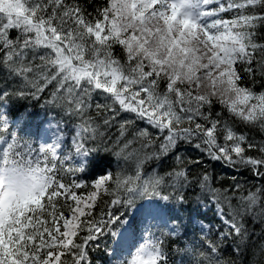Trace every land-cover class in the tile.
<instances>
[{
  "label": "snow or ice",
  "instance_id": "1",
  "mask_svg": "<svg viewBox=\"0 0 264 264\" xmlns=\"http://www.w3.org/2000/svg\"><path fill=\"white\" fill-rule=\"evenodd\" d=\"M262 28L264 0H0V264H94L105 237L111 264H175L172 245L204 208L222 227L201 223L175 253L237 264L247 219L264 222V139L251 134H264ZM50 86L41 106L75 122L66 131L50 117V142L35 146L22 134L27 114L12 108ZM113 125L131 172L76 178ZM189 148L257 184L241 193L206 171L193 178ZM167 159L163 172L146 169ZM145 198L155 202L137 204ZM173 206L189 211L187 224Z\"/></svg>",
  "mask_w": 264,
  "mask_h": 264
},
{
  "label": "trees",
  "instance_id": "2",
  "mask_svg": "<svg viewBox=\"0 0 264 264\" xmlns=\"http://www.w3.org/2000/svg\"><path fill=\"white\" fill-rule=\"evenodd\" d=\"M260 32L262 35H264V28L260 29ZM260 42L264 43V40H260ZM249 86H251L250 83ZM50 90L51 86L49 87V90L45 91L43 97L39 101L22 100L16 102L12 108V110L17 114H27V118L22 125V134H25L27 138H30L35 146H38V139L36 135L39 132L38 126H40L39 122L41 119H47L49 116H53L57 120H63L66 125V131L70 130L72 123L75 122V118L65 116L64 113L58 108L51 106H41L44 105L45 100L48 98ZM256 90H264V88L261 87L260 82L257 83ZM216 110H219V105L216 106ZM123 118L124 117H121V119ZM135 127L143 128L146 127V125H144L143 122L138 121ZM237 127L240 131H249L242 125L238 124ZM134 130V128L130 127L127 135L124 137V140H133V143L128 151H132L133 149H138L140 147V143L133 139ZM251 134L255 135L257 140L264 139V134L259 133L258 131H253ZM106 135L111 139L97 142V151L89 156L86 172L77 173L76 178H86V182L90 184L94 179L107 174L108 172L115 174L122 168H126L129 172H131L134 166L132 161L126 162L123 159L117 158L115 155L116 149L114 148V142L120 135L118 127L113 125L110 129H107ZM121 143H123V141H121ZM183 155L187 167L194 174L193 178H195L196 173L206 171L218 188L230 190L233 184L238 183L241 193H243L244 189L250 188L253 184H257V181L247 170L242 169L238 172L235 169L226 167L219 162L209 161L207 158L202 157L200 153L192 150L191 148L187 149ZM193 158L202 160L203 162L201 164H192L191 160ZM69 163L74 164L72 161ZM173 163L174 162L171 159H167L162 163H150L146 165V169L151 170L155 168L156 170L163 172L165 169L172 166ZM234 177L235 179H233ZM238 198V196L235 197V199ZM146 200L147 198L138 200L137 204L141 205ZM173 214L181 217L186 224L188 223L189 211L173 206ZM192 215L193 217H197V221L193 220V223L189 228V235L187 239H182L178 243H174L172 245L173 259L175 260V264H189L190 257L185 256L182 253L176 254L174 250L176 247L188 246L189 240L194 239V229H197L201 223L211 222L210 226L214 227L215 229L222 227L219 222V217H217L214 212L210 211L208 208L202 209L199 215L196 213H192ZM200 216H203L202 220L200 219ZM247 228L249 232V239L246 246L242 249L241 254L237 258V264H264V252H262V249H264V222H261L259 218L249 217L247 219ZM111 241V237H105L103 239L101 248L93 253L94 264H111L110 258L106 255L105 250L106 246L109 247ZM232 248L233 245L231 244L224 248L223 254L225 257H233L235 255L232 251Z\"/></svg>",
  "mask_w": 264,
  "mask_h": 264
},
{
  "label": "rangeland",
  "instance_id": "3",
  "mask_svg": "<svg viewBox=\"0 0 264 264\" xmlns=\"http://www.w3.org/2000/svg\"><path fill=\"white\" fill-rule=\"evenodd\" d=\"M40 121H43L42 122V124H40V126H42V128H40L41 129V131H40V134H42L43 135V138L45 139V140H47V141H49L50 142V140H51V138H52V131L53 130H51V129H47V127H46V125H47V123L49 122V119H47L46 121H44V120H40ZM155 202V201H154ZM154 202H148V203H154ZM148 203H146V204H148ZM145 204V205H146Z\"/></svg>",
  "mask_w": 264,
  "mask_h": 264
}]
</instances>
